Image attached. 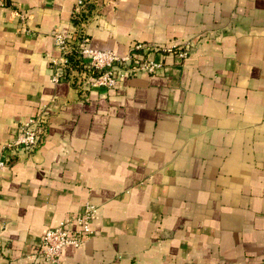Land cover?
Segmentation results:
<instances>
[{
  "label": "crops",
  "instance_id": "crops-1",
  "mask_svg": "<svg viewBox=\"0 0 264 264\" xmlns=\"http://www.w3.org/2000/svg\"><path fill=\"white\" fill-rule=\"evenodd\" d=\"M75 1L0 0V146L47 114L0 168V264H48L42 233L84 202L93 234L55 264H264V0H90L92 48L192 45L85 97L50 80Z\"/></svg>",
  "mask_w": 264,
  "mask_h": 264
},
{
  "label": "built area",
  "instance_id": "built-area-1",
  "mask_svg": "<svg viewBox=\"0 0 264 264\" xmlns=\"http://www.w3.org/2000/svg\"><path fill=\"white\" fill-rule=\"evenodd\" d=\"M76 0L71 10L70 19L80 11L86 12L83 3ZM79 19L76 24L71 22L72 30L69 37L59 33L53 34L54 45L60 52L58 59H52L49 65L52 69L51 82L65 81L85 97L91 90L110 89L124 77L139 73H156L163 67V58L174 57L184 60L192 45L188 39L168 45L133 44L122 54L109 49L92 48L87 44L88 38L83 32V26L92 16ZM145 52L157 54L158 58L146 55ZM70 56L78 62L73 66ZM46 105H41L33 116L17 122L14 136L0 146V168L14 157L18 150L26 154L33 152L42 143L46 134ZM96 207L90 202H84L77 212L67 214L55 226L46 229L40 239V257L43 262L55 264L62 247L70 245L77 247L92 236L91 222Z\"/></svg>",
  "mask_w": 264,
  "mask_h": 264
},
{
  "label": "trees",
  "instance_id": "trees-1",
  "mask_svg": "<svg viewBox=\"0 0 264 264\" xmlns=\"http://www.w3.org/2000/svg\"><path fill=\"white\" fill-rule=\"evenodd\" d=\"M84 7L86 8V12L80 11L74 15V17L71 18V22L73 24H76L79 19H82L86 17L88 14H91L92 11H94V4L91 3L90 0H85L83 3ZM78 62L77 59L74 58V56H70V63L74 66Z\"/></svg>",
  "mask_w": 264,
  "mask_h": 264
}]
</instances>
